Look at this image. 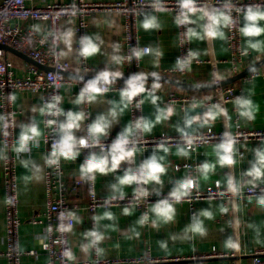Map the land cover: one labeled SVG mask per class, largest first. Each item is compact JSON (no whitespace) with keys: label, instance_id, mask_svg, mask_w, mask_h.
I'll return each instance as SVG.
<instances>
[{"label":"clouds","instance_id":"1","mask_svg":"<svg viewBox=\"0 0 264 264\" xmlns=\"http://www.w3.org/2000/svg\"><path fill=\"white\" fill-rule=\"evenodd\" d=\"M177 11L174 16V23L177 27L185 28L184 36L186 42H191L193 38L199 40H227L225 29L231 30L236 28L239 35L244 38V45L241 49V55H248L249 50L260 53L264 51V40L259 39L264 36V6L260 4L239 5L236 0H223L218 6L207 7L200 4V0H176ZM152 8L155 11H165V0H152ZM235 13V15H234ZM143 18L139 22L140 28L145 31L159 30L161 24L156 15L150 13H141ZM243 22L241 23L240 17ZM195 25V27H193ZM32 31L41 33L43 30L40 25H33ZM72 30H66L62 33L49 31L48 37L52 38V48L58 47L59 42L65 44V50L54 53L61 57L67 56L72 51V42L74 37ZM104 41L97 33L93 35H82L78 38V48L76 54L78 57L88 59L95 56L101 51ZM113 55L111 60L119 65L125 60L129 63L133 59L139 61L143 56L152 55L155 59L154 66H159V59L163 57V51L157 46L151 45L140 48L132 47L127 56L120 55V44L113 43ZM201 53L198 50L188 49L185 55L176 58L173 71L180 73L190 72L193 62H198ZM151 76L152 83L148 86V78ZM123 73L109 68L98 71L92 78L86 80L80 88L75 99L71 103L75 105L94 104L106 93L112 90V86L116 84L117 78H122ZM82 79V78H81ZM162 85L160 83V74L156 71L146 73L138 71L130 74L124 80L123 87L119 88V100H108L109 107L106 111L98 113L86 128L83 127L84 122L89 119V114L82 108L79 110H65L61 107L63 97L59 94H53L49 98L44 99L41 106H33L32 111L49 117L45 120V127L50 128L54 134L51 148L44 155V166L48 168L59 169L61 161H76L84 149H89L88 154L79 164V180L81 182L94 184L96 176L108 175L115 173L121 169L122 164H126L123 174L115 177V182L111 183L109 188L111 195L105 200V206L109 205L113 200L125 199L123 188L125 186L135 185L133 189V201L130 206L122 209L123 215H131L133 208L141 201L146 200L150 195L155 193L161 195L164 181L162 179L168 172L169 164L165 163V157L170 152L167 140L161 138L155 144L151 155L136 163V156L141 143L146 135L153 133L154 128L158 124H162L171 119L176 114L174 105L171 103L161 106L159 101L161 97L157 95ZM143 94V95H142ZM137 97H142L137 99ZM9 102H15V94H9ZM43 99V98H42ZM145 100H148L155 107L154 118L140 115L129 121L122 130L111 140L110 144H106L112 128L120 122L121 116L126 110L132 108L142 111ZM234 110L241 120L248 122L254 121L256 118V110L251 95L243 93L232 99ZM218 117L229 119L228 110L219 102L211 104L203 116L184 119L183 125H177L176 131L180 134L181 143L176 145V155L181 158H189L190 150L194 146L193 133L188 131L193 123L200 121L207 124L209 121H215ZM9 117L0 114V135L8 136ZM83 132L82 135L77 133ZM42 131L38 123L32 119L27 123L20 125V132L13 151L19 156L22 153L30 151L32 145L39 144ZM238 143L237 137L229 130L222 133L218 143L214 145L213 152L215 155V163L207 160L195 166L196 176L191 174L177 179L167 193L166 196L152 203L150 207L143 212L136 220V225L143 227L151 226L159 229L161 224H171L176 219V205L189 200L194 190L200 188V179L207 180L211 174L215 173L216 166L233 168L237 163V154L239 150L236 147ZM160 153H163L161 155ZM253 159L249 161V167L241 173L238 179L232 173L226 175L224 181V192L230 193L233 197L240 196L245 186L252 188L259 187L264 184V143L252 149ZM6 147H0V159H6ZM21 164L25 168H29L28 160H21ZM31 167L36 173L42 172L40 165L31 162ZM179 171V167H177ZM36 180L42 179V176H35ZM158 185L159 189L150 190L148 185ZM216 186L221 187V181H216ZM12 203L9 198L5 201ZM255 203L261 209H264V189L257 194ZM219 211L225 214L229 209L219 206ZM58 219L61 223L57 230L67 232L72 230V225H65V219H71L79 222V217L74 211L60 212ZM94 226L92 229L84 232V238L87 243L81 245V251L88 252L94 250L97 256L103 255L104 249L100 247L105 240V235L96 226L99 220L108 219L115 220V216L111 211H105L101 216H95ZM214 219V213L210 208H203L192 214L190 223L183 228L182 234H172L169 239L189 240L195 236L206 237L208 229L205 226V220ZM257 235L259 228L254 224H249ZM134 235L139 238L140 232L132 229ZM48 233L52 232V228L47 229ZM162 250H167L168 241H159ZM224 246L229 249L238 250L239 241L229 236L224 241ZM63 257L68 261L76 259L75 254L70 249H65L62 253Z\"/></svg>","mask_w":264,"mask_h":264},{"label":"crops","instance_id":"2","mask_svg":"<svg viewBox=\"0 0 264 264\" xmlns=\"http://www.w3.org/2000/svg\"><path fill=\"white\" fill-rule=\"evenodd\" d=\"M2 0H0L1 2ZM30 4H47L54 2H67L69 0H27ZM88 1H117V0H88ZM142 13H150L156 15L161 24L159 30H148L145 31L139 26L140 41L143 44L151 45L153 47H159L163 51V57L159 59V66H154V57L152 55L143 56V68L139 71L151 73L156 71L163 73V70L174 66L176 55L178 53V40H177V25L174 23V13L172 11H153L146 10ZM143 16L139 15V22ZM243 22V20H242ZM264 23V22H262ZM46 21H40L39 25L41 28L47 27ZM61 33L66 30H72L74 32L72 51L62 57L65 60H69L73 64L72 72L83 73L80 69L75 67L77 63L76 55V33L74 30L73 23L70 20H62L60 23ZM195 27V25H193ZM88 35L99 34L104 43L101 47V51L95 56L89 57L88 61L97 67L100 71L104 68L111 70L120 71L123 74L134 72L132 68L126 67L122 64H115L111 60L113 55L112 45L113 43H119L121 46L120 55H123L124 45L122 39L124 36V15L119 11H97L92 13L88 18ZM226 32V29H225ZM259 39L264 40V36ZM194 47L193 50L200 51L199 62H194L192 70L188 73L186 78L190 82H212L211 77V64L209 58L214 55L216 58H228L230 51L227 45V40H199L193 38ZM244 43V38H243ZM60 50H65V44L60 42ZM264 57V51L257 53L256 51L249 50L247 57L244 59L242 64V70L248 66L253 65L255 62ZM13 58L17 62H21L23 58L13 54ZM23 61V60H22ZM25 61V60H24ZM219 69L221 72L222 79L234 75L227 63H220ZM264 71V64L261 67L255 68L254 70ZM97 71V72H98ZM253 71V70H252ZM251 71V72H252ZM249 72V73H251ZM248 73V74H249ZM96 74V73H92ZM169 75V74H168ZM178 79H182L177 74H172ZM73 79L72 82L66 83L61 90V96L63 97L62 107L65 110H79L83 109L89 114V123L95 116L104 112L108 109V100H119V92L115 94L106 93L105 96L101 97L94 104L75 105L71 103L75 99V81L84 83L86 80H81L73 76H68ZM245 77V76H244ZM240 78L229 84L235 85L236 89L240 94L251 95V98L255 105L256 118L254 121L248 122L241 120L231 101L226 104H222L229 114V119L224 117H218L215 121H212L211 125L207 126H192L188 129L190 133H196L206 127H212L215 130L224 131L227 129L235 130L237 125L240 124L242 128L248 131L264 130V74L257 75L252 78ZM152 81H148L150 84ZM162 87L157 93L161 97L159 103L161 106L171 103L174 105L176 114L171 117L170 120L156 125L153 133L146 135L148 137H154L159 135L161 132H166L171 135H180L176 131L177 125H183L184 119H186L185 107L180 103H172L167 100L168 93L170 91H176L178 93H186L199 97V104L197 106H210L206 104L216 94V88H205L199 90H186L176 87L170 83L160 82ZM15 105L17 108L15 129L16 133L20 132V125L27 123L34 119L42 133H43V115L38 112H33V106H41V96L38 92L32 91H15ZM1 114V111H0ZM155 107L148 101L145 100L143 115L149 118H154ZM131 121L129 109L121 116L120 122L115 125L109 136L114 133H118L122 128ZM87 120L84 122L83 127L86 128ZM82 135L83 132L77 133ZM108 136V137H109ZM43 134L39 140V144L32 145L30 151L22 153L18 158V179H19V195H20V212L23 215H28L38 210H43L45 207V188H44V160L43 157L48 153V147L43 141ZM219 142V141H218ZM218 142L205 143L195 150H190V157L185 159L178 157L176 153V145H168L170 152L165 157V163L169 164L168 172L162 177L164 184L161 194H166L171 190L173 183L185 175H187V169L180 167L177 171L176 164L184 162H203L205 160L215 163V155L213 152L214 145ZM264 143V138H241L238 139L236 144L239 150L237 154V163L233 168L216 166L215 173L211 174L207 180L200 179V189H205L209 184H214L216 181H221V185L224 186V181L228 173H232L238 179L241 178V173L246 170L250 165L249 161L253 159L252 149ZM136 156V163L138 164L142 159L151 155L154 148L152 145H146L145 148L139 147ZM89 152V151H88ZM88 152L82 151L81 155L76 161H61L62 167L66 176L70 179L79 178V164L83 162V159ZM163 155V153H160ZM21 160H28L30 162L29 168H25L21 164ZM31 162L40 165L42 172L36 173L31 167ZM2 166L3 159H0V264H7V258L1 254L6 248L5 240V208H4V188L2 182ZM126 164H122L121 169H118L115 173H109L108 175H97L96 176V190L99 195L109 196L110 184L115 182V177L123 174ZM42 176V179L36 180L35 176ZM263 185L264 184H260ZM150 190L159 189L158 185H148ZM246 187V186H245ZM134 189V185L125 186L123 191L125 194L131 193ZM152 195H156L153 193ZM70 199L75 200L79 203V207L74 210L79 217V222L75 221L72 230L70 231L69 241L72 247V252L75 254L76 260H82L84 258H91L94 254L93 250L90 249L88 252L81 251V245L87 243L84 238V232L93 228L92 218L86 207L88 199V187L83 184L79 189L69 195ZM256 196H237L235 198L231 196L225 197H207L202 199H196L193 202L184 201L176 205V219L171 224H161L159 229H154L151 226L145 225L140 227L136 225V220L144 212L142 208L135 206L131 215H123L122 209L130 204H119L113 206H102L99 208L96 216H101L105 211H111L115 220L101 219L96 226L105 235V240L101 243L100 247L104 249V253L101 256L104 257H115V256H133L137 255L146 249L151 251L158 256H191L193 254H202L209 252L212 248L218 250H234L224 246V241L227 237L232 236L234 239L239 241L240 252H243L241 257L236 260L235 264H251L252 255L249 251L253 248L264 246V209L258 207L255 203ZM155 201L150 202V205ZM226 206L229 211L222 214L219 211V206ZM203 208H210L214 213V219L205 220V226L208 229L206 237L195 236L189 240H176L175 242L169 239L172 234H182L183 228L186 224L190 223L193 212H197ZM249 224H254L259 228V235L256 231L249 227ZM140 232L139 238L134 235L132 229ZM21 244L23 248H36L38 254L36 256H25L23 258V264H46L47 256L41 248L43 241L44 226L43 224H32L28 221H24L20 226ZM167 240V250H162L159 246V241ZM234 257L217 258V259H186L182 261L185 264H205L210 260L214 261H229L233 260ZM181 263V262H180ZM161 264V263H154ZM166 264V263H163ZM177 264V262L171 263Z\"/></svg>","mask_w":264,"mask_h":264},{"label":"built area","instance_id":"3","mask_svg":"<svg viewBox=\"0 0 264 264\" xmlns=\"http://www.w3.org/2000/svg\"><path fill=\"white\" fill-rule=\"evenodd\" d=\"M223 0H200V4L209 8L218 6ZM239 5L260 4L264 6V0H236ZM166 10L172 11L174 15L177 11L176 0H165ZM152 0H117V1H88V0H69L67 2H54L47 4H30L27 0H2L0 2V111L1 114L9 117V127L7 129L8 136L0 135V147H6L7 158L3 159L2 166V182L4 188V208H5V240L6 248L2 255L7 258V264H23L25 256H36L38 250L36 248H23L21 244L20 226L24 221L32 224H43L44 235L41 243V248L47 256L46 264H154L166 263L171 264H185L182 261L186 259H217L234 257L229 261H214L210 260L205 264H235L243 252L240 250L222 251L212 248L209 252L202 254H193L191 256H158L155 255L151 249L133 255V256H115L104 257L97 256L95 251L91 258H84L82 260L68 261L62 253L65 249L72 247L69 241L70 231H58V225L61 221L58 219L60 212L74 211L79 207V203L70 199V194L75 193L80 186L86 184L88 187V199L86 207L92 218L96 216L100 207L105 206V200L110 197L99 195L96 190V183L89 184L81 182L79 178L70 179L66 176L62 164L59 169L48 168L45 166L44 170V188H45V207L43 210H38L28 215H23L20 212V195H19V179H18V156L13 148L16 145L18 135L15 129L17 108L15 102H9V94H14L15 91H32L40 94L41 103L44 99L49 98L53 94L61 95L62 87L73 79L65 74L66 71H71L73 64L69 60L63 59L61 56L54 53H59L60 42L58 47L52 48V38L44 39L48 32L54 31L61 33L60 23L62 20H70L73 23L76 33L75 47L78 48V38L82 35L88 34V18L97 11H119L124 15V36L122 43L124 45V52L122 56H127L132 47H146L148 45L141 43L139 32V15L146 10H153ZM235 15V13H234ZM40 21H46L47 27L42 28L41 33L32 31L33 25H39ZM242 23V16L240 17ZM185 28L177 27V40H178V53L176 58L185 55L188 49H193V39L191 42H186L184 36ZM227 45L230 51L228 58H216L211 55L209 62L211 64V77L213 81L220 82L222 80L221 72L219 69L220 63H227L233 74L242 70V64L247 57L241 55V49L244 45L243 38L239 35L236 28L231 30L226 29ZM6 46H11L40 64L50 66L52 69L44 70L39 66L28 62L24 58L21 62H17L13 58V53L6 49ZM77 55V54H76ZM143 57L137 61L133 59L131 63L127 60L123 65L132 68L134 72H138L143 68ZM25 60V61H24ZM200 60H198L199 62ZM195 62V61H194ZM193 62V63H194ZM77 69L83 73L92 74L97 73V67L90 64L88 59H83L77 55ZM174 66L163 70L164 74H177L182 79L187 78L189 72L180 73L173 71ZM264 71L253 70L251 73L245 75L244 78H252L257 75H263ZM74 82V81H73ZM74 94H78L83 83L75 81ZM124 81H117L112 86V90L108 93L115 94L119 92V88L123 87ZM149 86V84H148ZM143 95V94H142ZM241 95L236 89L235 85L227 84L224 86L216 87V94L206 102V104L221 103L226 104L236 96ZM43 98V99H42ZM142 97H137L140 99ZM167 100L172 103H180L183 107L187 105L197 106L199 104V97L186 93H178L170 91ZM62 107V104H61ZM144 108V105H143ZM131 120L143 115L142 111L136 109H129ZM49 117L43 116V141L46 143L48 150L51 148L54 134L50 128L45 127V120ZM89 123V120H87ZM229 130V129H227ZM225 131V130H224ZM224 131L213 129L211 126L206 127L193 135L195 141L191 150L199 148L205 143L218 142ZM231 131L237 139L241 138H264V130L248 131L242 128L240 124L237 125L235 130ZM119 133V132H118ZM118 133H114L107 138L106 144H110L111 140L116 137ZM161 138L167 140L168 145H176L181 143L180 135H171L166 132H161L154 137L145 136L138 147L145 148L146 145L155 146ZM83 151L88 152L89 149ZM200 162H184L176 164V167H185L187 175L191 174L196 176L195 166ZM135 188V185H134ZM264 189L263 185L252 188L246 186L242 189L241 196H257L259 192ZM224 192V186L218 189L216 182L209 184L205 189L194 190L190 197V202L196 199L207 197H225L231 196L230 193L221 194ZM166 194L150 195L146 200L141 201L138 205L144 212L148 209L150 202L158 200ZM11 199L12 203L8 204L5 201ZM235 198V197H233ZM133 201V191L125 194L123 200H113L107 206L130 204ZM189 202V200H186ZM194 213V212H193ZM65 225L75 224L74 220L65 219ZM51 227L52 232L48 233L47 229ZM251 254V264H264V246L253 248L249 251ZM181 262V263H180Z\"/></svg>","mask_w":264,"mask_h":264},{"label":"water","instance_id":"4","mask_svg":"<svg viewBox=\"0 0 264 264\" xmlns=\"http://www.w3.org/2000/svg\"><path fill=\"white\" fill-rule=\"evenodd\" d=\"M6 49L9 50L10 52H12L13 54H16L17 56L24 58L28 62H31V63L39 66L40 68H42L44 70L52 69L50 66L40 64L39 62L32 59L28 55L24 54L23 52L15 49L11 46H6ZM263 64H264V57L261 58L260 60H258L257 62H255L253 65L248 66V67L244 68L243 70H240L238 73H236L230 77L223 78L220 82H215V81H212V82H190V81H187L185 79H178V78H176L174 76H170L168 74L159 73L160 74V82L170 83L176 87L186 89V90H199V89H205V88H209V87L216 88L217 86H224V85H227L233 81H236V80L244 77L245 75H247L249 72H251L255 68L261 67ZM132 73H135V72H132ZM132 73L123 74V77L117 78V81H124ZM65 74L68 76L76 77L78 79L82 78L81 80H88L95 75V74H82V73H77V72H72V71H66ZM152 79L153 78L151 76H149L148 81H152ZM208 107L209 106L187 105L185 107L186 118L191 119L192 117H197V116L202 117L203 114L207 111ZM211 124H212V121H209L207 124H204L200 121H197V122L193 123L192 126H200V125L207 126V125H211Z\"/></svg>","mask_w":264,"mask_h":264},{"label":"rangeland","instance_id":"5","mask_svg":"<svg viewBox=\"0 0 264 264\" xmlns=\"http://www.w3.org/2000/svg\"><path fill=\"white\" fill-rule=\"evenodd\" d=\"M16 55V54H15Z\"/></svg>","mask_w":264,"mask_h":264}]
</instances>
